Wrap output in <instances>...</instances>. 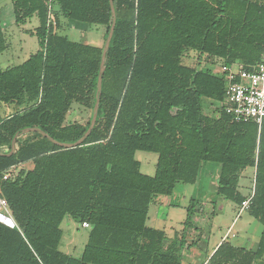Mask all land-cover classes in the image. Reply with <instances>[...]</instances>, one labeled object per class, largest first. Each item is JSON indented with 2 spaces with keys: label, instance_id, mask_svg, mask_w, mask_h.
<instances>
[{
  "label": "trees",
  "instance_id": "16d2710c",
  "mask_svg": "<svg viewBox=\"0 0 264 264\" xmlns=\"http://www.w3.org/2000/svg\"><path fill=\"white\" fill-rule=\"evenodd\" d=\"M11 1L18 26L39 20L31 32L39 49L0 69V193L17 225L0 223V264H182L191 248L187 228L203 202L191 198L185 227L171 242L147 225L150 208L178 184L197 185L208 163L219 166L211 203L240 208L254 192L247 213L263 229L255 251L225 241L206 264H264V120L235 122L219 107L224 77L184 63L193 51L199 64L254 70L264 55V0H114L96 125L72 149L24 131L38 128L61 143L88 131L111 1ZM61 19L102 26L103 46L61 34ZM6 48L0 23V53ZM207 101L218 104L216 116L207 114ZM76 106L91 111L86 124L70 122ZM5 107L16 110L4 116ZM137 152L158 155L154 176L141 171ZM247 169L255 171L249 196L241 185ZM66 217L90 225L80 257L61 249Z\"/></svg>",
  "mask_w": 264,
  "mask_h": 264
},
{
  "label": "rangeland",
  "instance_id": "374dc122",
  "mask_svg": "<svg viewBox=\"0 0 264 264\" xmlns=\"http://www.w3.org/2000/svg\"><path fill=\"white\" fill-rule=\"evenodd\" d=\"M3 10L6 14L3 22V30L7 41V48L3 53H0V69H6L19 65L26 61L32 54H35L39 49L38 38L31 34L39 26V20L33 17L26 25L18 26L15 23L14 10L11 0H0V12ZM61 30L59 32L67 35L71 40L92 46H103L105 30L102 26L89 25L80 22H72L62 19ZM71 23V24H70ZM187 66L197 68H208L209 64L203 59L202 64H199L200 56L196 52H188ZM221 64L214 68L215 73L220 75ZM207 114L215 115L218 113V104L211 106L210 102L206 103ZM15 108H3L4 116L13 113ZM91 115V111L76 106L74 112L70 116V122L77 121L86 124ZM7 151V149H4ZM136 158L141 162V171L149 176H154L156 172V164L158 155L147 152H137ZM24 169H30L31 164L21 166ZM19 167L16 171L19 172L22 168ZM16 172V173H17ZM254 169H247L242 179L241 185L246 196L253 187ZM219 166L208 163L201 173L200 181L197 185L178 184L169 203L165 206L154 204L150 208L147 225L155 229L164 230L167 234V240L173 241L176 235H180L185 227L187 219V209L191 206V198L201 200L196 209L199 213L191 219V223L187 228L186 241L191 248L189 252L197 254H207L211 251L215 243L220 241L228 232L229 239L232 236L242 233L245 237L246 233L240 228L244 226L246 232L253 236H259L262 232V225L251 218L247 212L239 215V208L233 203L224 199L217 200L216 204L211 203L217 188V179ZM184 193V196H183ZM162 199V200H161ZM161 202L165 199L161 198ZM165 207L166 209H163ZM254 221L249 229H246L245 222ZM64 236L61 249L67 254L74 257H80L88 241L89 231L83 224L81 225L71 217H66L61 226ZM250 234V235H251ZM256 237V239H257ZM234 240V239H232ZM259 240V239H258ZM187 248V247H186ZM187 251V249H186ZM186 255H189L188 252ZM206 256H203V260ZM258 264V263H257Z\"/></svg>",
  "mask_w": 264,
  "mask_h": 264
},
{
  "label": "built area",
  "instance_id": "2783aa9c",
  "mask_svg": "<svg viewBox=\"0 0 264 264\" xmlns=\"http://www.w3.org/2000/svg\"><path fill=\"white\" fill-rule=\"evenodd\" d=\"M220 74L225 81V100L219 103V107L237 123L260 126L264 120V55L254 70H247L242 63L222 64ZM8 178L9 174H6L4 179ZM253 195L254 192L243 202L241 211L250 209ZM0 223L12 229L17 226L1 193ZM83 226L90 227L88 223Z\"/></svg>",
  "mask_w": 264,
  "mask_h": 264
},
{
  "label": "crops",
  "instance_id": "0c3cea01",
  "mask_svg": "<svg viewBox=\"0 0 264 264\" xmlns=\"http://www.w3.org/2000/svg\"><path fill=\"white\" fill-rule=\"evenodd\" d=\"M7 16H6V14H5V12H3V10L0 12V23H1V26H2V30H3V28H4V26H3V22L5 21V18H6ZM52 17H53V15H52ZM65 20V19H64ZM61 21H62V19H61ZM71 24V23H70ZM62 29V28H61ZM60 29V30H61ZM3 33L5 34V32H4V30H3ZM7 42V41H6ZM191 52H193V51H191ZM187 60H188V58H187V55L185 56V58H184V63H186L187 62ZM25 62V61H24ZM186 65V64H185ZM222 65V64H221ZM211 69H213L214 70V68H216L217 66H213V65H208ZM7 68H9V67H7ZM6 68V69H7ZM214 71H216V70H214ZM221 75V74H220ZM207 102H210V101H207ZM21 167V166H20ZM19 168V167H18ZM18 168H16V169H18ZM21 168H23V167H21ZM183 196H184V193H183ZM172 197V196H171ZM171 197H161V198H163V199H165V201H162L161 202V198H159V204L160 205H162V206H165V203H169V201L171 200V199H169V198H171ZM161 199V200H160ZM172 201V200H171ZM163 209H166L165 207H163ZM243 212H247V211H241V207L239 208V215L241 214V213H243ZM11 217H12V215H11ZM13 218V217H12ZM252 218V217H251ZM14 220V219H13ZM15 221V220H14ZM253 222L254 221H251V220H248V221H246L245 222V227H246V229H249L250 227H251V225L253 224ZM16 223V222H15ZM231 227L228 229V232H227V234L220 240V241H218V242H216L215 243V245H214V247L212 248V250L211 251H208L207 252V254L205 255V253H204V255L203 254H197L196 252H188V254L189 255H186V256H184V259H183V262H182V264H206L207 262H208V260L210 259V257L213 255V253L215 252V250L223 243V242H230V243H233L234 245H236V246H243V247H245V248H247L248 250H251V251H255L256 249H257V247H258V243H259V240L258 239H260V235H261V233L259 234V236L257 237V236H253L252 237V234L251 233H247L246 232V230H245V228H244V226H242V228H240L242 231H244L245 233H246V236L244 237L243 235H242V233L241 232H239V234H237V235H234V236H232V239H234V240H232V239H229V233H230V231H231ZM251 234V235H250ZM256 237H257V239H256ZM203 256H206L205 257V259L203 260Z\"/></svg>",
  "mask_w": 264,
  "mask_h": 264
},
{
  "label": "water",
  "instance_id": "95a60500",
  "mask_svg": "<svg viewBox=\"0 0 264 264\" xmlns=\"http://www.w3.org/2000/svg\"><path fill=\"white\" fill-rule=\"evenodd\" d=\"M111 1V8H112V14H113V24L111 27V30L109 32L108 38L105 42L104 45V51H103V55H102V62H101V68H100V76H99V81H98V100L96 102L95 105V109H94V114H93V118L91 121V125L88 129V131L84 134V136L79 139L77 142L75 143H61L55 139H53L52 137H50L47 133H45L44 131L38 129V128H29L26 129L24 131V133H32V132H37L40 133L42 136L48 138L52 143L62 147V148H66V149H72V148H76L81 146L85 140L89 137V135L91 134V132L93 131L95 125H96V121H97V117H98V112H99V105H100V95L102 92V81H103V75H104V71H105V65H106V59H107V55L109 52V48L113 39V35L115 32V26H116V13H115V7H114V0H110ZM18 138V135L14 138L13 142H12V150L11 153L9 154V156H12L15 152V146H16V140Z\"/></svg>",
  "mask_w": 264,
  "mask_h": 264
}]
</instances>
